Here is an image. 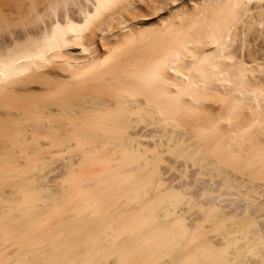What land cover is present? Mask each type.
<instances>
[{"label":"bare ground","instance_id":"obj_1","mask_svg":"<svg viewBox=\"0 0 264 264\" xmlns=\"http://www.w3.org/2000/svg\"><path fill=\"white\" fill-rule=\"evenodd\" d=\"M166 1L0 0V264H264V0Z\"/></svg>","mask_w":264,"mask_h":264},{"label":"rangeland","instance_id":"obj_2","mask_svg":"<svg viewBox=\"0 0 264 264\" xmlns=\"http://www.w3.org/2000/svg\"><path fill=\"white\" fill-rule=\"evenodd\" d=\"M194 0H175V2H171V1H166V4H161V8L160 6L158 7L159 9H157L155 12L153 13V11H151V13H153V17L152 14H150V16H144V17H140L143 21H147V20H152L154 18H157L158 16H162V15H166L168 14V11H176L178 8H189L192 6ZM150 4V3H149ZM151 5V4H150ZM150 11V10H149ZM155 16V17H154ZM141 19L138 18V20L136 22L141 21Z\"/></svg>","mask_w":264,"mask_h":264}]
</instances>
